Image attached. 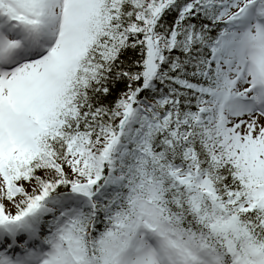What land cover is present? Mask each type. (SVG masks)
<instances>
[{
    "label": "snow or ice",
    "instance_id": "obj_1",
    "mask_svg": "<svg viewBox=\"0 0 264 264\" xmlns=\"http://www.w3.org/2000/svg\"><path fill=\"white\" fill-rule=\"evenodd\" d=\"M0 264H264V0H0Z\"/></svg>",
    "mask_w": 264,
    "mask_h": 264
}]
</instances>
